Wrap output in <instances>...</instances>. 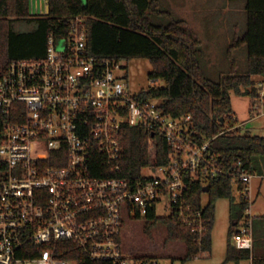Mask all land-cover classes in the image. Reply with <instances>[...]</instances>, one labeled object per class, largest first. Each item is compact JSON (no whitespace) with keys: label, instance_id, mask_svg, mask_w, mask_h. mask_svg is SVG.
Returning <instances> with one entry per match:
<instances>
[{"label":"built area","instance_id":"built-area-1","mask_svg":"<svg viewBox=\"0 0 264 264\" xmlns=\"http://www.w3.org/2000/svg\"><path fill=\"white\" fill-rule=\"evenodd\" d=\"M31 4L32 15L48 14V0ZM69 25L64 37L50 36L44 58L15 60L0 77V264H78L57 256L55 246L64 241L94 261L176 264L126 248L122 208L142 218L168 199V215L202 237L204 210L187 198L192 183L207 186L224 173L211 140L195 139L191 115H171L161 101L133 93L129 61L93 57L85 16ZM250 109L264 114V81ZM243 126L239 121L222 133ZM127 127L158 132L170 148L166 164L143 168L137 180L121 175ZM255 175H232L238 201L242 195L250 202L233 241L238 249L253 248Z\"/></svg>","mask_w":264,"mask_h":264},{"label":"trees","instance_id":"trees-1","mask_svg":"<svg viewBox=\"0 0 264 264\" xmlns=\"http://www.w3.org/2000/svg\"><path fill=\"white\" fill-rule=\"evenodd\" d=\"M48 5L49 13L41 17L32 15L31 0H0V77L15 60L44 58L50 36L67 35L70 19L77 15L86 17L89 51L98 61L148 59L153 67L150 79L154 83L162 81L163 85H154L142 94L161 101L166 113L191 115L195 139L211 140L212 151L224 173L211 178L207 186L200 182L191 185L187 204L195 210L203 209L207 219V231L202 237L192 233L175 214L158 216L154 206L145 218L151 225L163 223L168 237L185 245L181 258L185 263L198 258L201 252L210 254L216 202L229 199L231 225L225 263L251 260L252 264H264V216L251 220L252 249H238L233 243L240 235L238 228L250 202L242 195L239 201L236 199L232 177L241 171L264 174V136L242 129L222 133L239 122L232 107V93L249 97L251 103L257 94L255 78L264 81V0H245L246 29L236 33L228 47L232 71L218 81L204 71L205 54L197 32L187 20L162 11L161 0H48ZM161 14L168 21L154 22L153 16ZM245 45L247 69L238 73L234 52ZM152 133L143 127L126 128L122 176L137 180L143 168L168 162V143L158 132ZM238 185L243 188L241 181ZM204 193L209 195L207 205H203ZM55 250L58 257L78 264H112L91 260L67 241L57 243Z\"/></svg>","mask_w":264,"mask_h":264},{"label":"rangeland","instance_id":"rangeland-1","mask_svg":"<svg viewBox=\"0 0 264 264\" xmlns=\"http://www.w3.org/2000/svg\"><path fill=\"white\" fill-rule=\"evenodd\" d=\"M205 1L212 6H220L224 3V0H161V10L172 12L175 16L189 22L191 28L197 32L202 41V49L205 54L203 57L204 71L209 78L218 81L232 71L233 64L228 56V47L236 33L241 34L245 31L247 13L243 8L237 14L226 15L221 13L222 7H214L215 9L212 7V12L209 14L208 10L210 9L204 6ZM228 12L227 10L226 13ZM153 18L154 22L157 23L168 21V17L163 14L153 16ZM29 28L25 27V29ZM65 43V39H60L57 42L59 48L64 47ZM247 55L246 45L234 52L238 73H242L247 69ZM152 71L153 67L148 59L138 58L128 62L126 73L129 87L133 93L138 94L154 85H163L162 81L154 83L150 79L149 74ZM255 80L259 84L263 81V78L257 77ZM232 107L240 123L244 125L243 132L249 131L253 135L264 136V114L256 115L253 114V111L251 113L249 97L232 93ZM233 193L238 200L239 193L236 187L233 188ZM251 196L254 200L251 206L253 216H264V174L260 172L251 181ZM167 201L168 199H164V202L158 206V216L169 214V210L165 207ZM208 202L209 195L204 193L203 205H207ZM122 216L125 222L123 229L125 246L127 249L136 251L135 253L141 252L166 257L167 259H173L176 264H223L226 258L227 231L231 225L229 199L222 198L216 202L212 255L196 258L185 263L181 260L185 252V245L182 242L170 239L163 223L159 222L151 225V221L145 217L135 218V213L129 214L124 208H122ZM226 264L237 263L229 262ZM240 264H249V261H243Z\"/></svg>","mask_w":264,"mask_h":264},{"label":"crops","instance_id":"crops-1","mask_svg":"<svg viewBox=\"0 0 264 264\" xmlns=\"http://www.w3.org/2000/svg\"><path fill=\"white\" fill-rule=\"evenodd\" d=\"M207 1H205V5L204 6H207V8H209L210 10L212 9V7L214 8H220V7H222V11H221V13L223 14H231V13H238L240 10H243V8H244V10H246V8H245V0H239V1H231V0H224V3L222 4V5H220V6H212L210 3H206ZM204 3V2H203ZM225 3H227V4H225ZM230 4H232V5H230ZM238 5H239V7H238ZM194 7V6H193ZM195 8V7H194ZM199 8H200V6H199ZM214 8V9H215ZM213 9V10H214ZM210 10H208V12H209V14H211V12H212V10L210 11ZM225 10V11H224ZM227 10L229 11L228 13H226L227 12ZM201 13H202V11H200ZM246 13H247V11H246ZM208 14V13H207ZM232 15V14H231ZM232 41V40H231ZM231 44V43H230ZM230 228V227H229ZM229 228H228V231H227V247H228V232H229ZM227 247H226V254H227ZM212 251H213V231H212V249H211V252H210V254L208 255V256H211L212 255ZM207 256V255H206ZM226 259V258H225ZM243 261H249V264H252V261L251 260H243ZM243 261H241V262H243ZM240 262V263H241ZM239 263V264H240ZM223 264H226L225 263V260H224V262H223Z\"/></svg>","mask_w":264,"mask_h":264},{"label":"water","instance_id":"water-1","mask_svg":"<svg viewBox=\"0 0 264 264\" xmlns=\"http://www.w3.org/2000/svg\"><path fill=\"white\" fill-rule=\"evenodd\" d=\"M48 13H49V6L47 7ZM154 134V133H153ZM205 191H208V188H205Z\"/></svg>","mask_w":264,"mask_h":264}]
</instances>
